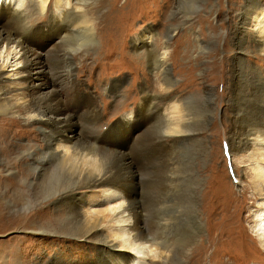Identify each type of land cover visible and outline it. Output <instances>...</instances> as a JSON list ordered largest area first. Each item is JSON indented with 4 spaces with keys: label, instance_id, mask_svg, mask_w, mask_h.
Listing matches in <instances>:
<instances>
[{
    "label": "rangeland",
    "instance_id": "rangeland-1",
    "mask_svg": "<svg viewBox=\"0 0 264 264\" xmlns=\"http://www.w3.org/2000/svg\"><path fill=\"white\" fill-rule=\"evenodd\" d=\"M68 1H70L68 5L73 7L75 0ZM246 1L115 0L112 4L111 0H86L81 6L86 17L96 24L94 39L89 36L78 38V35L72 34L66 38H69L68 41L64 40V46L73 49L71 51L75 70L72 71V75L77 84L74 85L67 79L68 81L61 84L62 87L57 85L56 89L62 93V101L68 110H77L73 119L81 128L79 131L82 133L78 131L79 143L84 144L85 147L88 145L87 148L93 149L97 154L101 151L98 156H102L104 163L107 164L121 160L124 155L123 159L126 160L132 158L131 160L143 163L145 160L144 167H141L145 170L144 173L140 169L144 177L141 179L143 181H140L142 199H148L151 195L150 198L158 199L159 205L164 207L166 204V210H164L165 207L162 210L167 213L170 209L172 210V205L168 198L170 192L166 188L168 183L164 179V173L167 170L163 162L172 160L184 162L191 166L185 168L191 170L181 171L183 173L190 171L195 173L194 178L198 177L196 190L203 229L199 240L192 245L189 264H264V251L258 245L251 221L252 210L255 209L258 200H255L250 188H244L248 185L247 180L243 178L245 165H241L239 161H233L228 151L231 134L229 120L232 110L230 111L227 103V98L231 95L230 82L227 83V80L231 64L237 66L239 63L232 59L231 55L235 52L237 45H242L245 48L244 51H248L244 54L245 59L258 67L264 66V58L254 57L252 53L256 47L253 45L254 42H251L250 36H247V33L239 36L237 32L240 24L236 14L241 11ZM50 7L46 15H39L36 10L29 9L31 12H29V20L35 25L33 28L35 32L29 35L36 37L50 32V25L48 26ZM107 20L110 28H113L110 32L106 30L107 28L103 29ZM151 26L156 31L153 36L156 47L162 46L163 41L166 40L168 45L166 47L170 52L173 49L178 51L175 62L169 60L168 64L176 85H181L178 90L179 96H186L194 90L203 94L205 86L212 88L215 92L214 114H210L211 116L209 115L210 105L206 103L205 98L196 97L187 99L186 102V108H188L185 109L186 115L192 112V115L186 116V127L188 126L190 130H199V136L202 137L200 139L192 136H187L192 139H186L187 137L178 135L163 137L165 129H162V125H165L166 117L162 115L154 116L147 123L148 125L142 124L141 116L132 122L129 119L125 123H120L126 114H134L141 97L145 94L146 87L158 90L159 81L154 71L150 72L146 60L141 59L139 63L141 55L136 54L131 46L132 38ZM244 32H250V30ZM25 91L32 93L33 88L27 87ZM82 92L91 94L100 114L96 116L93 113L90 114L91 112L84 107L78 111L76 106L85 100ZM241 95L244 97L239 99L240 111L244 113L243 123H250L258 118L255 99L249 94ZM145 114L148 116L147 113ZM8 116L11 114L0 108V119ZM86 117L93 119L89 121ZM18 120L22 126H11L13 131L18 133L8 140L11 152L2 150L5 144L0 139V215L2 216H0V264H21L22 262L44 264L47 260L48 262L58 260L60 264H85L87 260H95L96 249L93 242L84 241L74 236L73 232L61 229L63 221L67 216H71L69 209L60 210L52 204L45 206L46 200L54 197L53 192L49 191L46 194L44 187L41 189L37 186V180L39 179L38 183L46 182L52 167L45 172L42 179L40 177L36 179V174L42 172L40 166L42 162L38 160L43 158L49 162L52 157L47 152H38L35 159H39L29 162L31 158L25 154V151L18 153V150L24 148L23 145L25 146L28 142L43 146V140L39 135V129L34 126L35 123L31 121L23 123L21 118ZM23 126L28 129L19 128ZM237 126L236 129L241 131L242 126L239 121ZM136 128H140V131H135ZM146 128L149 129V137L145 133L148 130ZM126 130L130 132L129 136ZM138 131V137L134 139ZM152 135H158V137L155 138ZM160 136L162 138H159ZM140 139L143 140L140 141ZM165 140L166 143H164ZM105 148L112 152L109 151L110 154H106L109 152ZM242 153L244 152L240 151L235 155L239 158ZM19 157L25 160L21 159L17 162ZM150 174L153 175L150 176ZM7 179L11 181V184H6ZM49 195L53 197L49 198ZM26 200L29 201L27 204H25ZM87 200L91 205L97 203L99 198H96L93 193H88ZM39 206H45L44 212L31 216L30 213ZM182 207L186 210L188 202H183ZM185 224L188 225L187 222ZM68 227L71 226L68 225ZM185 227L188 228V226ZM202 247L206 248L202 249Z\"/></svg>",
    "mask_w": 264,
    "mask_h": 264
},
{
    "label": "bare ground",
    "instance_id": "bare-ground-1",
    "mask_svg": "<svg viewBox=\"0 0 264 264\" xmlns=\"http://www.w3.org/2000/svg\"><path fill=\"white\" fill-rule=\"evenodd\" d=\"M85 1L75 0L72 7V5H68L70 2L68 0H0V54H2L0 55V108L11 114V116L0 119V139L5 144L2 150L12 151L8 140L18 134L11 127L12 125H21L18 119L21 118L23 123H29V121L35 123L34 126L39 129V135L43 140V146L28 142L25 146L23 145L22 149L17 147L18 153L25 151V154L31 158L29 162L39 159H35L38 152H47L52 157L49 162L43 158L38 160L42 162L40 164L42 172L36 174V179L38 177L42 179L50 167L52 170L46 182L38 183L39 179L37 180V186H40L41 189L44 187L43 190H46V194L49 191L53 192L54 197L49 195V198H53L46 200L45 206L52 204L60 210L69 209L71 216L66 215L67 218H63L65 220L61 229H67L66 232H73L74 236L94 243L96 259L87 260L85 264H189L190 253L193 250L192 245L199 240L203 229V219L200 216L196 190L199 179L198 177L194 178L195 173L181 171L183 169L191 170L185 168L189 165L180 161L173 162V160L163 162L164 168L167 170L164 173V179L168 183H166L168 185L166 188L170 192L168 198L171 203L170 201L169 203L172 205V210L170 209L169 213L163 211L166 204L164 207L159 205L158 199L150 198L151 195L148 199H142L140 181L142 182L141 179L144 177L141 175L140 169L143 170L141 167H144L145 160H143L144 163L131 160L132 158L126 160L123 159L125 155H122L123 158L119 161L115 160V163H104L102 156H98L101 151L97 154L93 149L87 148L88 145L85 147L84 144L79 143L78 131L81 128L73 119L77 110H68L62 101V93L56 89L57 85L62 87L61 84L68 81L67 79L74 85L77 84L72 75V71L75 70L73 52L71 51L73 49L66 48L64 40L68 41L69 38H66L72 34L73 36L78 35V38L89 36L92 39L96 35L95 22L86 17L83 6H81L85 4ZM114 1L111 0L110 3L114 4ZM49 7L51 8L48 14L50 32L42 33L36 37L35 35L31 36L35 32L33 29L35 25L29 20V9L36 10L39 15H46ZM106 17L109 18V16ZM236 17L240 24L237 29L239 36L247 33L246 35L250 36L252 40L250 41L254 42L253 45L256 47L252 50L254 57L264 58V0H247ZM108 20L103 29L107 28L106 30L110 32L113 28L108 25ZM248 29L250 32H244ZM155 34L153 26L143 29L132 38L131 46L136 54L141 55L139 63L141 59L146 60L150 72L154 71L159 81L158 90L146 87L145 94L132 114L133 117L130 113L126 114L120 123H125L129 119L132 122L141 116L142 124L146 125L154 116L162 115L166 117L165 125L161 124L165 127H162L163 130L165 129L163 137L178 135L179 137L192 136L200 139L202 137L199 136V130H190L188 126L186 127V116L192 115V112L186 115L185 109H188L186 102L187 99L203 97L210 105L209 115L214 114L215 92L212 88L205 86L203 94L194 90L186 96H179L178 90L181 85H176L168 64L169 60L175 62L178 51L173 49L170 52L166 47L168 46L166 40L163 41L162 46L156 47L153 41ZM244 50L242 45L236 46L231 58L239 63L237 66L231 64L229 72L227 71L229 73L227 83L230 82L231 91L227 103L230 106V111L232 110L231 118L228 119L229 132L231 133L228 151L233 161H239L241 165H245L243 178L247 180L248 185L246 184L247 186L244 188H250L255 200H258L255 209L252 210V230L258 240V245L264 251V66L258 67L250 60L245 59L244 54H247L248 51ZM191 83L193 82L191 81ZM22 85L25 87H19ZM27 87L33 88V92H26L25 88ZM74 90L77 91L76 88ZM112 90L114 89L112 88ZM241 94L252 95L255 99L253 100L258 118L251 120L250 123H243L245 121L244 113L240 111L239 99L244 97ZM82 96L85 100L76 106L78 111L84 107L91 112L90 114L93 113L95 116L100 114L91 94L82 92ZM189 110L191 109L189 108ZM88 119L90 121L93 118ZM238 121L242 126L241 131L236 129ZM19 128L28 129L26 126ZM140 128H136L135 131H140ZM139 131L134 135L136 137L133 136L134 139L138 137ZM125 132L128 136L130 135L128 130ZM148 132L149 129L147 132L145 131L149 137ZM153 137L156 138L158 135ZM174 140L176 141V139ZM97 146L101 145L97 144ZM162 147L164 146L162 145ZM97 148L99 149V147ZM108 149L110 148L108 147ZM240 151L244 153L237 158L235 154ZM110 152L106 154L109 155ZM19 158L17 162L21 159L25 160L22 157ZM149 171L146 172H152ZM146 175L145 177L148 178ZM152 175L150 174V176ZM6 184H11V181L7 179ZM88 193H93L96 198H99L97 203L91 205L88 203ZM28 202L26 200L25 204ZM183 202H188L186 210L182 207ZM44 207H35L34 211L31 210L30 215L36 216L44 212ZM69 222L70 224H68ZM2 225H4L3 222ZM21 264L26 263L22 262ZM44 264H60V262L58 260L48 262L47 260Z\"/></svg>",
    "mask_w": 264,
    "mask_h": 264
},
{
    "label": "snow or ice",
    "instance_id": "snow-or-ice-1",
    "mask_svg": "<svg viewBox=\"0 0 264 264\" xmlns=\"http://www.w3.org/2000/svg\"><path fill=\"white\" fill-rule=\"evenodd\" d=\"M0 55H2V54H0Z\"/></svg>",
    "mask_w": 264,
    "mask_h": 264
}]
</instances>
